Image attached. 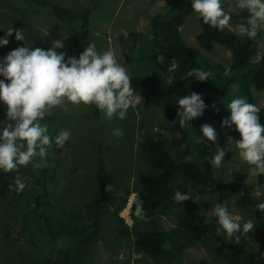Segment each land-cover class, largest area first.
<instances>
[{
  "label": "trees",
  "instance_id": "16d2710c",
  "mask_svg": "<svg viewBox=\"0 0 264 264\" xmlns=\"http://www.w3.org/2000/svg\"><path fill=\"white\" fill-rule=\"evenodd\" d=\"M14 1H23L39 7L46 15L49 13L52 22L58 25H71L69 23L76 22L78 27L70 39L73 56H78L83 47L93 43L90 30L91 17L96 11L106 9L110 2L109 0L93 1L91 5L84 7L85 9H69L49 0ZM152 2L157 1L150 0V4ZM192 14L187 0H170L159 13L149 18V29L145 34L131 32L127 35L133 42V47H142V52H137L135 57L124 52L125 61L131 70L132 88L136 94H140L145 103L158 109L163 119L159 121L156 129L153 131V128L146 136L145 133H139L137 136L133 129L127 132L128 138L110 135V139L106 140L108 144L122 142V139L130 142L131 148L124 150L127 157L132 156L131 150L137 140L139 167H134L130 159L134 171L130 163L128 168L139 177L138 182L134 179L132 189L121 190L120 196L114 192L116 181L109 174L106 164L109 165L111 162L118 164L122 162L123 156L118 155L119 152L111 149L109 145L104 147L105 145L101 143L96 150L95 180L98 190L95 196L85 204L78 223L59 225L58 221L61 217L52 205L54 200L47 203V206L42 203L44 197L48 198L49 189L35 196L34 201L37 205L34 209L43 208L40 211V217L43 218L44 211L52 218L45 214L47 222L44 224V229H46V235L50 236V242L43 236L44 240L35 244L41 248L39 252L27 250L29 252L23 253V259L25 256L29 258L25 264H67L68 257L71 262L76 258V260L82 259L86 264H92L85 258H91V247L95 246L99 240H106L109 232L116 237H114L115 246H122V242H125L123 244L125 246L130 243L137 253L143 255L145 261L143 264H183L185 251L196 245L210 248L213 257L221 260L223 264H264V208L259 207L260 204H264V175L258 177L261 196L256 201L251 196L252 186L241 182L227 185L221 183L214 177V169L208 163L209 158L216 151L215 146L219 145L223 148V140L218 128L230 137L237 136L235 132L220 126L221 119L228 115L226 111L228 102L233 97H244L248 102L256 105L254 93L264 92V54L259 61H254L259 52L260 43L264 39H262L263 34L258 32L255 39H248L228 29L217 31L209 28L198 19L199 33L195 36L198 46L206 53H211L216 45H221L231 53V62L227 66L213 64L202 58L198 49L186 45L180 36V28ZM246 18L245 11L232 14V21L235 24ZM27 35L35 38L29 32ZM34 41L39 42L40 45L43 43L41 48L47 44L44 40L37 38ZM3 51L0 49V57L4 56ZM158 55L164 57V63L158 60ZM169 59H175L178 65L174 72L168 71ZM150 65L152 68L149 67ZM192 68L207 71L208 80L191 81L192 78L186 73ZM188 92L200 93L208 107L200 117L181 128L174 123L176 101L179 96ZM88 107L93 119L103 125L109 123V120L94 105ZM260 109V123L264 124V107ZM205 123L213 126L217 132L215 144L207 143L199 131L200 126ZM183 132H189L190 139L176 136ZM50 151L52 154L47 157V163L44 166L46 172L50 170L52 161H55L56 166L60 164L65 145L56 146ZM186 157H191V160ZM228 159L226 153L224 161ZM174 179L176 180L171 182ZM178 180L184 181L190 189L199 194L215 195L216 203L223 204L233 197L240 209L251 211L254 216L252 218L254 227L248 234L254 246L250 245L240 233L228 238L222 231L218 232L216 220L200 216L193 209L196 202L191 205L184 204L181 207L177 204L178 210L180 208L176 216L177 225L171 231L157 229L156 219L164 217L174 202L173 184ZM36 184L37 180L34 182V185ZM56 184L53 185L59 188L60 183L56 182ZM18 185L19 181L16 180L12 170L7 172L0 170V199H11L15 202L16 196L21 195L17 189ZM130 195H133L130 219L138 222L131 227L119 215L127 208ZM137 198L142 207V213L137 212ZM55 202L58 204L56 197ZM14 222V224L20 223L16 219ZM144 222H147L145 227L141 224ZM106 223L110 227L107 228ZM14 224L6 226L8 229L11 228L10 230L1 232L14 244L7 251V255L11 251H24L16 244L19 241L12 238V233L19 231V226L15 228ZM54 224L56 229H53ZM40 225H42L41 222ZM29 245L31 246L30 243ZM5 252L0 246V264H5ZM191 264L205 263L196 261Z\"/></svg>",
  "mask_w": 264,
  "mask_h": 264
},
{
  "label": "rangeland",
  "instance_id": "374dc122",
  "mask_svg": "<svg viewBox=\"0 0 264 264\" xmlns=\"http://www.w3.org/2000/svg\"><path fill=\"white\" fill-rule=\"evenodd\" d=\"M49 1L69 9H85L84 7L91 5L93 1L102 2V0ZM109 1V5L106 9L96 11L91 17L90 30L92 41L96 44L98 51L107 49L113 50L117 55L118 60L126 67L131 79L132 76L129 70L130 66L125 61L124 52L131 57H135L136 54H138L137 52H142V47H133L134 44L130 39H128L127 35L131 32L142 35L145 34L149 29V18L156 13H159L163 6H165L170 0H156V3L152 2L151 4L150 0ZM187 2L189 3V0H187ZM231 4L232 0H225L226 11H231ZM238 12H233L232 14ZM231 23L235 25L233 21H231ZM69 24L71 25H58L55 22H52L49 13L46 15L42 12V9L33 4L25 3L23 1L16 2L14 0H0V28H4L6 30L8 27L12 26L13 28L24 30L26 42L31 43L33 41V45H37L34 47L43 46V43L41 45L38 44L39 42L36 43L34 41L35 38L38 40H44L47 44H44L43 48L46 49L51 46V41L53 39H59L60 36H67L64 38V48L57 51H65L68 56H73L74 53L71 52L73 48L71 47L69 40L70 37L74 35V31H76L78 24H76V22ZM228 30L236 33L234 27ZM27 32L35 38L28 37ZM259 32L263 34V39L264 30ZM198 33V18L193 13L187 17L180 30L182 40L186 43V45H190L198 49L200 55L205 60L213 64L222 65L224 67L227 66L231 62L230 51L221 45H216L213 52L206 53L196 43L195 36ZM0 35H3V30H0ZM18 46H22L21 42L15 41L12 37H9V44L0 49L4 50L2 53L5 55L8 51ZM263 54L264 39L260 43V49L254 58V61H259ZM149 67L152 68L151 65ZM137 97H139L138 94ZM253 97L256 105L259 108H263L264 93L255 92ZM3 116L4 108L3 106H0V119H3ZM161 119V112L154 106L145 103L142 99L139 104L128 109L124 120H119L114 117L112 120H109L107 125H103L99 121L93 119L88 106L71 105L70 103H67L54 108L51 115L45 117L43 123H46L49 126L50 135L53 137L61 131L69 132L67 141L61 145H65V151L60 164L56 166L55 161H52L48 172L45 171V167L33 169L31 165L19 166L17 169L12 170L16 180L19 181V185H24L22 190L19 188V185L17 186L18 192L21 195L16 196L17 200L15 202H12L11 199H0V246H2L4 251H6L5 264H25V261H28L29 258L25 256L23 259V253H27L31 250L39 252L41 248L35 246V244L39 243V241L42 242L44 240L43 236H45L46 240L50 242V236L46 235L44 224L47 222L45 220V214L50 218L51 216L43 211V218L40 217V211L43 210V208L40 207L38 210L34 209L37 205L34 201L35 196L37 197L49 189L48 198L45 199L44 197L42 199V203L47 206V203L54 200L52 205L55 206L59 217H61L58 221L60 226L64 224L72 225V223H78L80 221L79 218L84 212L85 204L95 196L98 190V184L95 180L97 164L96 150L101 143L105 145L104 147L109 145L111 149L119 152L118 155L123 156L122 162L118 164L115 162H111L109 165L106 164L109 174L116 181L114 192L120 196L122 195L121 190L125 191L128 188L131 190L133 180L137 179V182L139 180V177H137L133 172L134 167H139L137 140L131 150V157H127L124 153L126 148L129 149L132 146V144L126 139H122V142H112L111 144H108L106 140L110 139L109 136L113 135V132L116 129L122 130V138H128L127 132L133 129L135 130L137 136H139V133H145L146 136L153 128V131L156 129L155 127L157 124L163 120ZM61 121L63 122L58 126ZM218 131L223 140L222 147L229 149V151L226 152L229 159L228 161L223 162L221 169H214V177L226 185L229 183L241 182L252 186L251 196L257 201L261 196V191L258 186V177L262 175H253L252 166L242 162L237 155V152L234 149L233 139H231L220 128H218ZM176 136L178 138L186 137L189 139L191 137L189 132H183L177 134ZM55 147L56 145L53 144L52 149ZM130 159H132L131 162L134 163V167L130 162ZM129 163L133 168V171L131 172L128 168ZM36 180L37 184L34 185ZM175 180L176 179L171 182ZM56 182L60 183L59 188L55 186L57 185ZM187 189L193 195L194 201H183L181 202L180 207L184 204L191 205L196 202L193 209L198 213V215L207 216L216 220V217L212 216L210 212L207 211L216 203L215 195L199 194L198 192H195V190L190 189V186L182 180H178L173 184V192L179 190L183 194L187 191ZM132 196L133 195H130L129 198ZM197 196L199 199H195ZM55 197L58 200V204L55 202ZM223 204L226 205L228 211L233 214L234 218L237 216L242 218L241 223H243L244 220L249 219L253 222V213L249 210L240 209L236 204L235 198L231 197ZM179 211L180 208L178 210L177 203L173 202L170 205V209L167 214L162 218L156 219V225L158 226L157 229H162L168 232L175 228L177 225L176 216ZM129 212L130 209L126 208L119 215L125 220V223L131 227L134 223L138 222L130 220ZM15 219L20 223L14 224ZM40 222L42 225H40ZM13 224L15 228L19 226V231H14V233H12V238H16L19 241V243L16 244L24 251H11L7 255V251L14 244H12L11 241L8 240L1 232L10 230L11 228L8 229L7 227ZM141 224L145 227L147 222ZM106 226L107 228L110 227L108 223H106ZM53 229H56L55 224L53 225ZM19 233L21 235H19ZM242 235L250 245L254 246L248 232L243 233ZM114 237L115 236L110 235L109 232L106 240H99L95 246L91 247L90 253L92 256L91 258H85V260L91 262L92 264L145 263L144 256L137 253L130 243L125 246L123 245L125 242H122V246H115ZM215 260L223 264L221 260L213 257L210 248L196 245L185 251L182 262L183 264H191L196 261H200L205 264H220ZM68 262L69 263L67 264H86L82 259L76 260V258L71 262L69 257Z\"/></svg>",
  "mask_w": 264,
  "mask_h": 264
},
{
  "label": "clouds",
  "instance_id": "9594fccd",
  "mask_svg": "<svg viewBox=\"0 0 264 264\" xmlns=\"http://www.w3.org/2000/svg\"><path fill=\"white\" fill-rule=\"evenodd\" d=\"M189 5L203 24L217 31L234 27L238 36L255 39L258 32L264 30V0H232L231 11L225 10V0H189ZM238 11H245L247 18L233 25L232 13ZM0 30H3L0 48L9 44V37L22 45L0 57V106L4 108L3 119H0V170L7 172L27 165L40 169L46 165L53 144L60 146L69 136V132L61 131L53 137L49 126L43 123L57 106L67 103L94 105L107 120L114 117L124 120L128 109L140 103L142 97L140 94L137 97L126 67L113 50L98 51L93 42L83 47L78 56H68L65 51H57L64 48L67 36L53 39L51 46L45 49L34 47L33 41L26 42L22 29L10 26ZM158 60L164 63L162 55H158ZM167 64L169 72L178 67L175 59H169ZM186 75L192 78L191 81L203 82L208 80L209 73L192 68ZM176 103L174 123L181 128L200 117L208 107L202 95L196 92L179 96ZM226 111L228 115L221 119L220 126L237 134L235 138L231 137L237 155L242 162L252 166L253 175H264L261 109L244 97H233ZM199 131L207 143L215 144L217 132L213 126L202 124ZM113 135L120 137L123 132L116 129ZM215 149L208 163L219 170L229 149L219 145ZM186 159L191 160V157ZM23 187V184L19 185L21 190ZM172 199L179 205L183 201H194L188 189L183 194L179 190L173 192ZM132 201L133 198H129L128 209ZM259 207L264 208V204ZM142 211L137 198V212ZM207 211L216 217L217 231H222L228 238L236 233H247L254 227L250 219L241 223V217L234 218L224 204L215 203Z\"/></svg>",
  "mask_w": 264,
  "mask_h": 264
},
{
  "label": "bare ground",
  "instance_id": "6f19581e",
  "mask_svg": "<svg viewBox=\"0 0 264 264\" xmlns=\"http://www.w3.org/2000/svg\"><path fill=\"white\" fill-rule=\"evenodd\" d=\"M169 1V0H168ZM168 3V2H167ZM264 93V92H263ZM228 135V134H227ZM229 136V135H228ZM230 137V136H229ZM231 138V137H230ZM232 139V138H231Z\"/></svg>",
  "mask_w": 264,
  "mask_h": 264
},
{
  "label": "water",
  "instance_id": "95a60500",
  "mask_svg": "<svg viewBox=\"0 0 264 264\" xmlns=\"http://www.w3.org/2000/svg\"><path fill=\"white\" fill-rule=\"evenodd\" d=\"M182 27H183V26H182ZM182 27H181V28H182ZM181 28H180V30H181Z\"/></svg>",
  "mask_w": 264,
  "mask_h": 264
}]
</instances>
